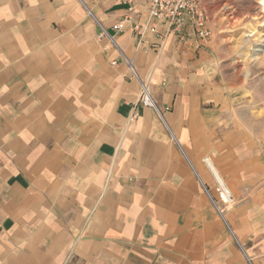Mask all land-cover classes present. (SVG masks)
Wrapping results in <instances>:
<instances>
[{
    "label": "crops",
    "instance_id": "crops-1",
    "mask_svg": "<svg viewBox=\"0 0 264 264\" xmlns=\"http://www.w3.org/2000/svg\"><path fill=\"white\" fill-rule=\"evenodd\" d=\"M127 15L0 0V264H264V136L214 38Z\"/></svg>",
    "mask_w": 264,
    "mask_h": 264
},
{
    "label": "rangeland",
    "instance_id": "rangeland-1",
    "mask_svg": "<svg viewBox=\"0 0 264 264\" xmlns=\"http://www.w3.org/2000/svg\"><path fill=\"white\" fill-rule=\"evenodd\" d=\"M207 7L224 77L264 136V0H210Z\"/></svg>",
    "mask_w": 264,
    "mask_h": 264
},
{
    "label": "built area",
    "instance_id": "built-area-1",
    "mask_svg": "<svg viewBox=\"0 0 264 264\" xmlns=\"http://www.w3.org/2000/svg\"><path fill=\"white\" fill-rule=\"evenodd\" d=\"M140 0H124L127 5L128 15L122 21L113 26V31L122 33L131 26L139 38L140 45L149 33L155 34L160 42L166 40V35L160 30L165 29L168 32L180 33L190 25L202 40H209L211 30L209 29L210 15L204 2L206 0H147L148 7L142 20L135 19L132 15L135 13ZM107 32L103 29L99 38H103ZM133 77L137 78L136 69L131 60L126 59ZM141 105L148 108H156L149 86L141 83ZM223 216L222 211H218Z\"/></svg>",
    "mask_w": 264,
    "mask_h": 264
},
{
    "label": "bare ground",
    "instance_id": "bare-ground-1",
    "mask_svg": "<svg viewBox=\"0 0 264 264\" xmlns=\"http://www.w3.org/2000/svg\"><path fill=\"white\" fill-rule=\"evenodd\" d=\"M222 183V181H220ZM221 187L223 188L222 190H224V193H223V197H224V200L225 202H229V200L231 199L230 197V194L228 193V191L224 188L225 186L221 185ZM233 203V202H232Z\"/></svg>",
    "mask_w": 264,
    "mask_h": 264
}]
</instances>
